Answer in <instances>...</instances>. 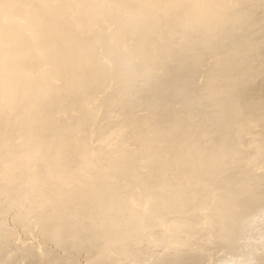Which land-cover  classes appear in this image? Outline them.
Returning <instances> with one entry per match:
<instances>
[{
	"label": "bare ground",
	"instance_id": "bare-ground-1",
	"mask_svg": "<svg viewBox=\"0 0 264 264\" xmlns=\"http://www.w3.org/2000/svg\"><path fill=\"white\" fill-rule=\"evenodd\" d=\"M0 2V264L264 259V0Z\"/></svg>",
	"mask_w": 264,
	"mask_h": 264
},
{
	"label": "snow or ice",
	"instance_id": "snow-or-ice-1",
	"mask_svg": "<svg viewBox=\"0 0 264 264\" xmlns=\"http://www.w3.org/2000/svg\"><path fill=\"white\" fill-rule=\"evenodd\" d=\"M2 2H0V7H6ZM241 264H256V262L252 261L251 259L242 260ZM259 264H264V259H262Z\"/></svg>",
	"mask_w": 264,
	"mask_h": 264
}]
</instances>
